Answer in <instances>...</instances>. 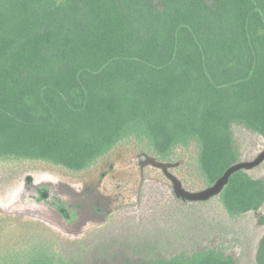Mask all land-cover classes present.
Segmentation results:
<instances>
[{"label": "trees", "instance_id": "16d2710c", "mask_svg": "<svg viewBox=\"0 0 264 264\" xmlns=\"http://www.w3.org/2000/svg\"><path fill=\"white\" fill-rule=\"evenodd\" d=\"M236 125L264 138V0H0V160L81 172L125 138L162 161L195 142L213 184L241 158ZM221 199L231 216L260 211L264 178L237 171ZM25 256L90 264L40 249L11 261ZM118 264L238 262L207 250Z\"/></svg>", "mask_w": 264, "mask_h": 264}, {"label": "rangeland", "instance_id": "374dc122", "mask_svg": "<svg viewBox=\"0 0 264 264\" xmlns=\"http://www.w3.org/2000/svg\"><path fill=\"white\" fill-rule=\"evenodd\" d=\"M235 132L238 161L264 151L262 136L240 125ZM242 170L264 178V161ZM173 178L191 192L212 185L199 170L195 142L162 161L147 143L125 138L81 172L39 160H0V264L3 254L13 264L15 253L39 249L90 264H118L131 255L192 257L207 250L256 264L264 207L231 216L222 205L223 191L188 200L177 194Z\"/></svg>", "mask_w": 264, "mask_h": 264}, {"label": "water", "instance_id": "95a60500", "mask_svg": "<svg viewBox=\"0 0 264 264\" xmlns=\"http://www.w3.org/2000/svg\"><path fill=\"white\" fill-rule=\"evenodd\" d=\"M264 161V151H262L254 160L250 161H238L231 166H229L225 172L210 186L207 188L197 191L191 192L185 190L177 179L173 178L175 183V189L179 196H182L188 200L199 201V200H207L213 196L220 194L229 183L231 176L242 169H251ZM158 163V162H157ZM161 164V163H158Z\"/></svg>", "mask_w": 264, "mask_h": 264}]
</instances>
